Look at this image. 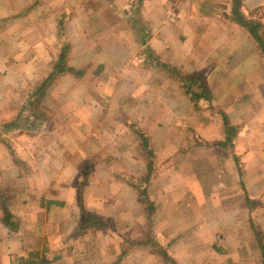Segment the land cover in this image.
Instances as JSON below:
<instances>
[{"label": "crops", "instance_id": "1", "mask_svg": "<svg viewBox=\"0 0 264 264\" xmlns=\"http://www.w3.org/2000/svg\"><path fill=\"white\" fill-rule=\"evenodd\" d=\"M229 1L0 0V264H264V55ZM67 45L82 76L45 83Z\"/></svg>", "mask_w": 264, "mask_h": 264}, {"label": "trees", "instance_id": "2", "mask_svg": "<svg viewBox=\"0 0 264 264\" xmlns=\"http://www.w3.org/2000/svg\"><path fill=\"white\" fill-rule=\"evenodd\" d=\"M241 4H242V0H230L228 3L219 4V5H216L215 7H212L210 5L204 6V9L206 10L204 12L206 14L209 13L210 15H212V14L216 15V13L219 12L220 16L223 17L224 19L230 20L231 22H233V23L243 27L244 29H246L248 31V33L250 34V36L255 41L260 53L262 55H264L263 26H262V24H260L258 22L251 21V20L246 18L244 16V14L241 12ZM130 23L134 26V28L137 29L138 25H137V21L135 19H132L130 21ZM138 31H140V33L143 34V32L145 31V27L139 26ZM144 39L147 40V36H146V38H143V40ZM68 50H69L68 45L62 49V53L60 54V57L58 59V61H59L58 66L54 67V73L50 75V77L45 81V83L51 82L53 80L54 75H57V74L65 73L67 75H72L74 78H77V79L82 76L81 71H77L70 66H66L65 55L68 53ZM147 52H149L148 49H147ZM148 55H147V57L150 59V57ZM167 69H169V68H167ZM174 73H175L176 77L178 78V80L183 84L184 90L188 92V94L191 96L192 100H196L198 98H201L202 96L203 97L206 96L207 92L204 90L202 79L198 75H194L193 77H189V76L182 75L180 72H177V71L175 72V70H174ZM194 82H196L195 87H191ZM43 90H40L41 92H37V96H35L33 94L29 95L30 100L35 99V97H37L34 100V106H33L32 110L34 112L38 113V115L40 117H42L41 116L42 113L40 110L39 101H40L41 97H43ZM26 106H28V105H26ZM29 106H31V104H29ZM17 121H19V119L14 118V120L12 122L6 123L5 127L7 128L8 125H11V127H13L14 126L13 124L17 123ZM20 127L25 128L28 126H27V124H25L23 126L21 125ZM130 128L133 129L136 136H138V138L141 140L140 142H141L142 146L144 147V149L148 150L147 141L144 139L143 135L140 134L139 130L134 129L133 125H130ZM232 129L234 130V128H232ZM147 156H148V159H150V157H151L150 153H148ZM151 159H152V157H151ZM150 164L152 165V163L151 162L148 163V174L143 179L132 180L129 182L137 190L138 197H139L138 200L148 210V214H147L148 216L154 212L153 211L154 210V204L148 200L147 195H146V191L144 190L143 186H145L144 184H147L149 182L150 177L152 176L153 170H152V167ZM82 213H83V217H82V221H81L80 226H79V231H82L84 229H88L92 226H100V224L97 223L96 219L94 218L93 215H91V213L87 212L86 210H82ZM161 253H162L163 257L167 260L168 257L165 254V252H161ZM28 264H34V262L31 261ZM172 264H176V263L174 262Z\"/></svg>", "mask_w": 264, "mask_h": 264}, {"label": "rangeland", "instance_id": "3", "mask_svg": "<svg viewBox=\"0 0 264 264\" xmlns=\"http://www.w3.org/2000/svg\"><path fill=\"white\" fill-rule=\"evenodd\" d=\"M39 85H41V84H39ZM40 90H43V89H41V88H35V87H33L31 90H29L28 92H27V94H28V96L29 95H35V96H37V92H41ZM31 91V92H30ZM37 97H35V99H36ZM34 99V100H35ZM34 100H32V103H31V106L29 107V110H31V111H33L32 109H33V106H34ZM37 101V100H36ZM27 111H28V109H27ZM20 122V120L19 121H17V123H19ZM24 125V124H23Z\"/></svg>", "mask_w": 264, "mask_h": 264}]
</instances>
